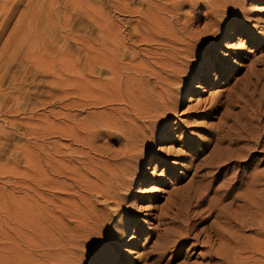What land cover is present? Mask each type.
Returning <instances> with one entry per match:
<instances>
[{
  "label": "rangeland",
  "instance_id": "rangeland-1",
  "mask_svg": "<svg viewBox=\"0 0 264 264\" xmlns=\"http://www.w3.org/2000/svg\"><path fill=\"white\" fill-rule=\"evenodd\" d=\"M210 17L186 75L165 71ZM71 79L77 105L106 100L72 112L83 126L172 109L125 188L110 178L122 135L91 128L77 163L59 155L73 148L54 136L69 125L54 95ZM263 208L264 0H0V264H264L249 252L264 251Z\"/></svg>",
  "mask_w": 264,
  "mask_h": 264
},
{
  "label": "bare ground",
  "instance_id": "bare-ground-1",
  "mask_svg": "<svg viewBox=\"0 0 264 264\" xmlns=\"http://www.w3.org/2000/svg\"><path fill=\"white\" fill-rule=\"evenodd\" d=\"M112 1V0H111ZM168 5V4H167ZM175 7V6H174ZM178 7V5H177ZM175 10V9H173ZM177 11V10H176ZM106 15V14H105ZM213 22H214V18H211L209 20H207L200 28H196L195 30L191 29L193 26H191L190 30H189V33H187V44H183L182 43V50H179V51H176L174 54H173V57L171 58L172 59V63L174 62V65H172L171 63L167 64L166 67H165V71L166 69H171V74L172 76H177L180 74V76L182 75L184 77V75H186V71L183 72V73H180L179 71V67H181V65L189 62V60L193 57L195 58H200L199 54H200V47L203 44L204 40L206 41V37H207V34L209 33L211 27L213 26ZM106 23V21H105ZM169 23V22H168ZM195 24V23H194ZM156 25V24H155ZM114 30V29H113ZM188 30V29H186ZM118 31V30H117ZM182 33V32H181ZM211 33V32H210ZM166 34V33H165ZM213 34V33H212ZM219 34H214V39L213 41H209L207 42L206 44L209 46L210 49V54H215L218 50V46L220 45V41H218L215 45H214V41L217 40V37H218ZM172 41V40H171ZM181 44V43H180ZM109 50V49H108ZM107 52V51H106ZM91 53V52H90ZM114 56V55H113ZM103 58V57H102ZM112 60V59H111ZM192 60V59H191ZM162 62V61H161ZM112 63V62H111ZM165 64V63H164ZM102 66V65H101ZM144 75V74H143ZM170 76V75H169ZM142 77V76H141ZM157 80V79H156ZM192 81L193 79L191 80V78L188 80L187 82V87L190 88L191 85H192ZM64 83H68L69 85L67 86L68 88L63 90V92L60 94V92L56 93L54 96V99H55V104L58 105L59 107V111L58 113L56 114V121L60 122V123H63V122H68L69 125H67V127L65 128V125L64 127L62 128H59V129H56L55 132H54V136H56V138L58 139H68L69 142H70V147L68 148H73V147H77V149L79 150H82L83 148H91L92 147V144H91V141H90V138H89V131L91 130V128H96V129H100V134H110V133H118L120 135H122L123 139L125 140L126 142V149L125 147H123L124 149H121L120 152L118 153L121 157L120 159H118V165L121 167V170H120V175H117L115 173H110V178H111V182L116 185L115 187H113V189H115L116 187L118 188V190L125 188V186H128L129 185V181H131V179H133L132 177L134 175H137V171L140 170V169H143V166L144 164H146L149 160L148 159H145L146 157V154H145V150L146 148H148L147 144L153 140L155 138V135L157 134V132L159 131V129L161 127H165L166 124H167V121L168 119H166V117H163V116H166L167 114H170L171 113V108L170 106H168L167 104H158L156 112H153L152 114L151 113H144V114H141L139 117L141 118L140 120L137 119V117H132L131 120H126L123 122V126H126V128L128 127L129 123H130V127L131 129H134L133 125L135 124V126L141 130L142 132H144L143 135H138L136 133H132V132H126L125 131V128L120 124L118 126V123H107L106 120H104L103 118H100V117H97V118H92V121H91V124L92 126H83V124L79 123V122H75L74 121V117L72 116V112L74 110H78L80 107L86 105L84 103V105H77L76 104V100L74 101V98H73V95H74V92L75 91H71L70 90V87L71 85H76V86H79L80 84V80H75L73 81L72 79L71 80H65ZM85 83H88V82H85ZM99 81H97V86H100L99 85ZM134 85V84H133ZM161 87V84L159 85ZM64 88V87H63ZM62 88V89H63ZM98 88H101L98 87ZM187 88V89H188ZM87 89V88H86ZM102 89H105V87H103ZM170 89V88H169ZM88 90V89H87ZM89 91V90H88ZM103 91V90H102ZM134 91V90H133ZM167 91V90H166ZM127 92V91H126ZM165 93V92H164ZM88 93H86L85 95H87ZM127 94V93H126ZM144 94V93H143ZM142 94V95H143ZM90 95V93H89ZM92 95V93H91ZM128 95V94H127ZM185 93L182 95V99L181 100H184V97H185ZM156 96V94L154 95ZM77 97V96H76ZM90 97V96H89ZM138 97V96H137ZM120 98V97H119ZM147 102L148 105V109L147 110H150V102L148 97L145 96L144 97ZM157 98H159V101L163 102L164 100L166 101H169L170 99V94H167L164 95V94H161L160 96H157ZM142 99V98H141ZM78 100V99H77ZM134 101V100H133ZM94 102V101H92ZM135 102V101H134ZM106 103V100L103 102V100H101V98L99 97L97 102H94V103H89V105H86V108L88 107H100L102 105H104ZM137 103V102H135ZM133 104V103H132ZM137 104H141V107L143 106V108L145 109V106L142 105V103H137ZM167 105V106H166ZM127 106V105H126ZM138 106V105H136ZM135 105L133 107H136ZM139 107V108H141ZM138 108V109H139ZM63 109V110H62ZM137 109V107H136ZM135 109V110H136ZM142 109V108H141ZM66 111V113H63L62 111ZM80 110V109H79ZM134 110V111H135ZM121 111V110H119ZM118 111V113H119ZM136 112V111H135ZM138 112V111H137ZM72 114V115H71ZM136 114V113H135ZM53 115V114H52ZM76 116V115H75ZM122 116V115H121ZM138 117V118H139ZM114 118V117H113ZM122 120H125V117L123 115L122 117ZM90 121V120H88ZM134 124H131L133 123ZM77 123V125H76ZM71 124H75L76 127H73L71 126ZM55 126V125H54ZM54 126H50L51 129L52 127L54 128ZM129 127V128H130ZM47 128V127H45ZM82 148V149H81ZM110 149V148H109ZM55 151V150H54ZM74 148H73V151H71L70 153H67V152H59V155L61 157H68L70 158V164L73 165L75 163H77V160L75 158V155L78 154L76 153ZM80 154V153H79ZM81 155V154H80ZM85 159L84 160H87V154H84ZM147 158V157H146ZM79 159H82V158H79ZM84 160H82V162H85ZM83 165V164H82ZM49 168V167H47ZM61 168H65L67 169V171H71L70 166H66L65 164L62 165V167H51L49 169H51V173L52 174H55L57 176H60V173H59V169L61 171ZM85 169H87L88 171H90L91 175L93 176V180L96 184V182L100 179V178H97V173L92 171L90 168H88L87 166L84 167ZM219 168V167H218ZM144 170V169H143ZM47 169L45 170L44 173H47ZM74 172V171H72ZM59 173V174H57ZM88 173V172H87ZM137 173V174H136ZM69 174V173H68ZM70 175H73L74 177L76 176L77 177V173H71L69 174L68 176L70 177ZM72 177V184L75 185V187L78 189V191H83L84 189L88 188L86 185V180H84L87 176H82V178H77V180H74L75 178ZM84 177V178H83ZM131 178V179H130ZM97 179V180H96ZM130 179V180H129ZM103 181V180H102ZM47 183V182H46ZM84 183V184H83ZM104 184V183H103ZM128 184V185H127ZM109 187L111 188V186L109 185ZM88 190V189H86ZM101 190V189H100ZM85 192V191H84ZM97 192V191H96ZM76 193V192H75ZM74 193V194H75ZM119 193V192H118ZM121 193V192H120ZM119 193V194H120ZM115 203V202H114ZM121 203V202H120ZM197 203V202H196ZM119 204V203H118ZM114 205H117V204H114ZM196 205V204H195ZM97 206V205H96ZM197 206V205H196ZM114 207V206H113ZM118 207V206H117ZM260 207V204H258L256 206V209ZM115 209H117L116 207L114 208V212ZM121 210V209H119ZM263 213H264V208L262 209ZM122 211V210H121ZM260 211V210H259ZM113 213V212H112ZM256 213V212H255ZM254 217V214H251L250 215V218H249V221L250 219H252ZM257 217V216H255ZM264 219V217L262 218ZM260 221V220H259ZM264 221V220H263ZM261 224V223H260ZM83 226V225H82ZM189 228V227H188ZM263 229L264 231V227L261 228ZM96 234V233H95ZM184 234L181 235L180 237H178L180 240H182V238H184ZM234 237V236H233ZM232 239V237L230 238ZM234 243L237 242V239L234 237ZM179 242V241H178ZM264 249V248H263ZM92 250V249H91ZM240 252V251H238ZM250 254L252 255H260L262 258H264V251L263 250H260L259 247H251V251H249ZM235 254L237 255V252H235ZM240 254V253H238ZM238 256V255H237ZM239 257V256H238ZM250 257V256H249ZM243 258V257H242ZM245 258V257H244ZM4 259V258H3ZM2 259V260H3ZM247 259V258H246ZM5 260H7L5 258ZM227 260V259H226ZM253 260V259H252ZM255 260V259H254ZM250 261V260H249ZM4 264H8V261H3ZM228 262V261H227ZM233 262V261H231ZM251 262V261H250ZM254 264H256L255 262L257 261H253ZM234 263H236V261H234ZM15 264V263H13ZM232 264V263H230ZM237 264V263H236Z\"/></svg>",
  "mask_w": 264,
  "mask_h": 264
}]
</instances>
